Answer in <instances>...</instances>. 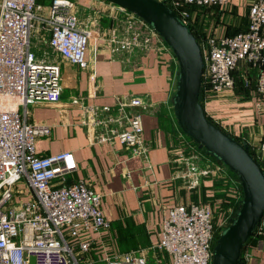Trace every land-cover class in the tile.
Instances as JSON below:
<instances>
[{"label":"built area","instance_id":"2783aa9c","mask_svg":"<svg viewBox=\"0 0 264 264\" xmlns=\"http://www.w3.org/2000/svg\"><path fill=\"white\" fill-rule=\"evenodd\" d=\"M162 1L185 23L189 22L192 6L228 2ZM113 4L124 17L122 28L119 24L110 26L109 46L151 48L159 55L172 50L143 18ZM74 8L73 0H50L48 4L36 0H0V264H29L30 256H34L35 264H84L81 260L88 264H212L215 235H219L238 209L234 211L233 205L224 208L222 202L225 197L232 198L240 206L243 190L238 176L217 157H210L206 165L196 166L191 160L197 155L193 156L197 144L192 137H185L183 130L178 132V141L171 149L174 177L196 191L210 181L207 192L212 195L219 190L225 197L208 199L211 197L200 195L198 200L172 205L160 220L155 242L119 252L105 238L110 221L101 206L102 194L84 179L67 181L77 167L73 152L37 153L36 138L49 134L50 126L28 120V107L60 100L62 61H49L45 58L47 54L39 57L30 47V33L36 25L43 28L48 33L50 48L61 60L86 67L85 53L91 32L79 24ZM198 43L203 60V108L206 99L222 98L234 90L233 71L240 61L257 69L255 89L264 93V0L251 2L244 30L205 35ZM244 81L248 84L246 77ZM69 103L83 110L81 123L88 129L100 127L92 132L95 140L116 137L135 154L145 151L142 117L134 106L147 107L152 103L140 95H129L119 103L115 113L108 105L97 108L81 99L73 98ZM241 141L249 145L250 153L264 170V136L257 141ZM21 179L28 191L23 192L20 205L15 206L18 198L14 186ZM218 181L221 183L215 184ZM227 183L231 184L229 190L225 189ZM252 236L258 240L264 237V211ZM253 244L252 239L244 243L241 250L244 262L250 257Z\"/></svg>","mask_w":264,"mask_h":264},{"label":"crops","instance_id":"0c3cea01","mask_svg":"<svg viewBox=\"0 0 264 264\" xmlns=\"http://www.w3.org/2000/svg\"><path fill=\"white\" fill-rule=\"evenodd\" d=\"M73 1L79 24L91 32L85 53L88 64L81 68L65 62L50 48L54 61H62V91L57 103L28 107V120L50 126L48 136L36 140V150L38 154L72 151L77 167L67 181L84 179L102 194L101 206L110 221L105 238L118 252L146 247L157 240L160 220L169 207L209 195L204 185L207 190L211 185L208 181L196 191L174 177L171 149L180 131L172 102L177 59L169 49L159 55L139 46L112 48L107 40L109 28L112 24L122 28L124 13L107 0ZM252 1L192 6L188 23L199 39L209 34H234L247 27ZM233 73L234 90L222 98L206 99L205 113L236 138L257 141L264 136V93L255 89L257 69L240 61ZM129 95H140L152 103L134 106L142 117L143 154L127 153L128 146L116 137L95 140L92 132L98 129L83 125V110L69 103L81 99L97 108L108 105L115 113ZM252 241L245 264H264V238Z\"/></svg>","mask_w":264,"mask_h":264},{"label":"water","instance_id":"95a60500","mask_svg":"<svg viewBox=\"0 0 264 264\" xmlns=\"http://www.w3.org/2000/svg\"><path fill=\"white\" fill-rule=\"evenodd\" d=\"M148 22L172 48L178 62L172 95L181 129L222 160L238 176L243 197L231 221L220 231L212 250V264H239L243 244L264 211V170L240 141L209 119L200 103L203 60L200 45L187 23L162 0H109ZM29 264H35L34 256Z\"/></svg>","mask_w":264,"mask_h":264},{"label":"rangeland","instance_id":"374dc122","mask_svg":"<svg viewBox=\"0 0 264 264\" xmlns=\"http://www.w3.org/2000/svg\"><path fill=\"white\" fill-rule=\"evenodd\" d=\"M107 1H109V0H107ZM36 2L42 3V4H48L50 2V0H36ZM111 3H113V2H111ZM30 47L38 54L39 57H45V55L47 54L48 57H45V58L47 60H49V61H54V59L51 56L50 46L48 44V33H47V31L43 30V28H38L37 25H36V27H34L31 30V33H30ZM99 50H101V47H99ZM171 51L173 52V50H171ZM173 55H174V52H173ZM174 57H175V55H174ZM175 60H176V58H175ZM61 69H63L62 65H61ZM127 110L131 111L130 108H127ZM179 127H178V129H179ZM97 129H100V127H98ZM179 130H182V129H179ZM185 134H184V136L189 138V135L188 134L185 135ZM43 136H48V134L47 135H38L36 140H38L40 137L43 138ZM126 151H127V153H130V154L133 153L131 147L126 148ZM193 152H194L193 156L195 154H197V155H195L194 160H191V161H193V163L196 166L206 165L211 160L210 157L213 156L211 153H208L203 148L198 147V146L196 148L195 147L193 148ZM212 158H214V157H212ZM230 188H231V184L227 183V185L225 186V189L229 190ZM14 190H15V197L17 196V198H18V201H15L14 204H15V206L16 205L18 206V205H20V202H19L21 200L20 197L24 194L23 192L24 191H28V186L26 185L24 179H21V180L17 181V183L14 186ZM217 193H223V192L217 190L216 194ZM208 199H212V198H208ZM236 204L237 203H235V201L232 198H225L224 201L222 202V206L224 208L229 207V205H233L234 206V209H233L234 211L237 209ZM224 227L225 226H223V228ZM81 263L88 264L87 262H84L83 260H81ZM93 264H98V263L94 262ZM149 264H152V262H150Z\"/></svg>","mask_w":264,"mask_h":264},{"label":"trees","instance_id":"16d2710c","mask_svg":"<svg viewBox=\"0 0 264 264\" xmlns=\"http://www.w3.org/2000/svg\"><path fill=\"white\" fill-rule=\"evenodd\" d=\"M167 4V3H166ZM188 24V26H189V28H190V30L194 33V35L196 36V39L197 40H199V37L197 36V34L195 33V31L191 28V25H189V23H187ZM235 85H236V83H235ZM203 99H204V93H203V85H201V87H200V93H199V100H200V103L203 105ZM208 118H209V116H207ZM210 119V118H209ZM233 136V135H232ZM189 137H191L190 135H189ZM235 137V136H234ZM236 138V137H235ZM236 139H238V138H236ZM238 140H240V139H238ZM195 141V140H194ZM241 141V140H240ZM195 143L197 144V146L198 147H201V148H203L205 151H207L203 146H200L199 145V143L198 142H196L195 141ZM208 152V151H207ZM209 153V152H208ZM213 157H215L214 155H213ZM230 169V171L232 170L231 168H229ZM233 171V170H232ZM231 171V172H232ZM235 176H237V174L233 171L232 172ZM206 182H208V181H206ZM205 182V183H206ZM218 183H221V182H217L216 184H218ZM205 187H206V189H205V192H207V185H204ZM225 194L224 193H217L216 194V192L215 193H213L212 195H206V196H209V197H211L212 199H216V198H223V197H225L224 196ZM226 198V197H225ZM239 205V203H237L236 204V206H237V208L239 207L238 206ZM218 236V233H216V235H215V237H217ZM262 238H264V237H262ZM251 239H254L253 238V236H252V233L249 235V237L247 238V240H251ZM246 240V241H247ZM242 255V254H241ZM240 255V262H239V264H245V262H244V260H243V258H242V256Z\"/></svg>","mask_w":264,"mask_h":264}]
</instances>
